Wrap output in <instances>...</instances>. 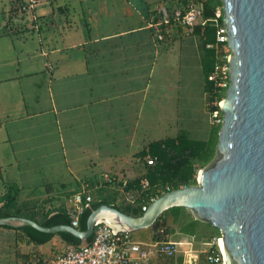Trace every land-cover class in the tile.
<instances>
[{
  "label": "crops",
  "instance_id": "obj_1",
  "mask_svg": "<svg viewBox=\"0 0 264 264\" xmlns=\"http://www.w3.org/2000/svg\"><path fill=\"white\" fill-rule=\"evenodd\" d=\"M26 1L0 0V207L15 190L10 208L42 220L69 209L85 184L112 190L115 181L126 188L141 177L147 160L140 153L158 141L143 137V118L157 110L149 98L153 75L174 67L177 42L190 41L200 63L203 52L198 35L157 38L159 7L180 0H48L35 24L18 14ZM70 150L90 155L100 176L70 169L78 182L71 193L63 182V192L29 193L37 187L30 183L53 182L48 169L69 165ZM13 228L0 225V264H42L70 245L58 234L30 242Z\"/></svg>",
  "mask_w": 264,
  "mask_h": 264
},
{
  "label": "water",
  "instance_id": "obj_2",
  "mask_svg": "<svg viewBox=\"0 0 264 264\" xmlns=\"http://www.w3.org/2000/svg\"><path fill=\"white\" fill-rule=\"evenodd\" d=\"M229 34L230 85L221 104L224 122L214 160L198 184L172 190L153 200L141 216L102 204L87 229L72 225L45 227L21 216L0 218L1 226H31L45 233L69 232L87 244L98 222L135 232L152 228L175 207L217 227L229 264H264V0H223ZM112 212L119 224L101 218Z\"/></svg>",
  "mask_w": 264,
  "mask_h": 264
},
{
  "label": "rangeland",
  "instance_id": "obj_3",
  "mask_svg": "<svg viewBox=\"0 0 264 264\" xmlns=\"http://www.w3.org/2000/svg\"><path fill=\"white\" fill-rule=\"evenodd\" d=\"M151 1L154 0H132V2L136 4L140 3L144 6H147L148 2L151 4ZM222 8L220 7L217 11L220 16L222 15ZM175 47L177 49L174 67H170L168 73L165 71L164 73H158L157 76L153 75V87L150 89L149 98L150 100L157 99L158 102L153 103L154 106H157V110L154 112L155 117L143 118V131L145 134L143 137H148L150 141H155L186 134L193 139H210L213 132L216 131V127L219 124L223 125L224 122L222 110H219V117L215 118V112L211 110V107L212 105L220 106L223 100L218 101L219 94L212 95L208 90L209 82L203 63H200L199 56L191 42H177ZM214 98L215 100L213 101ZM220 118L222 122H219ZM221 129L222 126L220 131ZM68 154L70 156L69 165L62 160L64 163L62 162L63 164L59 167H54L53 173L50 168L48 169L49 172L46 176L54 179H52V183L50 181L35 183L36 185L30 183L32 186L37 187L33 192L31 190L28 192L34 194L36 197H42L48 194L47 190L50 187H55V192L61 191V184L63 182V184L68 186V191L71 193V190L78 186V182H75V178L71 176L70 169L82 170L80 171V177H90L93 171H95L97 176H100V167L94 169L89 165L90 155L83 156L81 151L75 150L68 151ZM203 168H199L198 178ZM143 169L145 170V168ZM55 171H59L60 174H57ZM113 183V187L116 188L112 190L91 187L90 194L93 196V199L96 200L104 194L109 200L115 199L117 205L120 207L138 205L140 194L137 188L127 189L119 181ZM48 186L50 187L48 188ZM11 194L16 196L17 192L13 190ZM162 215V225L159 228L165 227L166 233L161 237L166 236L169 240L183 242V245L180 247L177 257L173 259L155 258L153 264H160L161 262L165 264H182L181 258L184 259L183 264H187L188 255L190 254L198 255L199 258L196 264H215L209 261L208 257L210 254L217 252V247L216 245L212 246L206 243L213 242L214 238L219 235L222 237L221 231L217 227L196 220L188 209L180 210L172 208ZM156 231L152 228L142 229L133 232V235L137 241L151 242ZM157 233H159V230ZM4 241H12V238H6Z\"/></svg>",
  "mask_w": 264,
  "mask_h": 264
},
{
  "label": "built area",
  "instance_id": "obj_4",
  "mask_svg": "<svg viewBox=\"0 0 264 264\" xmlns=\"http://www.w3.org/2000/svg\"><path fill=\"white\" fill-rule=\"evenodd\" d=\"M47 2L48 0H27L17 7L18 14L22 19L31 20L35 24L38 20L36 13L38 7ZM203 13L204 6L199 0H186L179 2L174 7L161 5L159 7L160 20L157 24V38L160 41H166L167 39L173 40L176 34L182 32L194 33L196 26L203 20ZM207 47L214 49L216 54L215 68L212 74L216 92L217 94L227 92L230 85L231 48L226 26L219 27L216 43H210ZM214 112V117H219V110ZM219 122H222L221 118ZM146 160L150 164L155 163L151 155L147 156ZM141 185L143 192L150 191L151 184L147 178L141 180ZM88 187L89 185L85 184L83 190L74 195L73 205L68 209L72 217V226L76 228L80 226V217L85 209L91 207L94 202ZM157 198L152 197V200ZM147 208V205L143 206L144 211ZM165 233L166 228L162 227L158 234L162 236ZM221 238L215 237L213 242L207 243L217 247V252L208 257L209 261L215 264H224L225 261V254L219 241ZM182 245L183 242L158 238L151 242H140L135 239L133 232L118 230L101 220L96 225L93 239L89 243L70 244L61 254L42 264H153L155 258L173 259L177 257ZM190 255L195 256L197 260L199 258L198 255ZM160 264L165 263L161 262Z\"/></svg>",
  "mask_w": 264,
  "mask_h": 264
},
{
  "label": "trees",
  "instance_id": "obj_5",
  "mask_svg": "<svg viewBox=\"0 0 264 264\" xmlns=\"http://www.w3.org/2000/svg\"><path fill=\"white\" fill-rule=\"evenodd\" d=\"M186 0H180L184 2ZM204 6L203 13V23L196 26L193 35H198L202 41V52H203V66L208 80V90L212 95H217L216 86L214 78L212 77L216 54L214 49L207 47L210 43H216L217 41V31L219 27L225 26L224 23V11L222 8V15L218 16V9L223 7V0H199ZM226 91L219 94L218 101H222L226 96ZM215 98L213 99V101ZM211 110H220L221 107L218 105H212ZM222 112V111H221ZM223 114V112H222ZM222 124L216 127V131L213 132L210 139L199 140L193 139L186 134L178 135L176 137H169L166 139L158 140L151 143L146 149H144L140 156L142 160L151 155L154 158V164H150L145 161V170L141 177H139L134 182H131L126 187L137 188L139 192L138 205H127L125 207H120L117 205L116 200H109L104 194L98 199L94 200L91 207L85 209L80 217V226L82 230L87 229V221L94 209H97L102 204L113 205L120 210L133 214L136 216H141L144 214L143 206H149L152 203V197H160L165 193H168L175 189H180L185 186H193L198 184V172L199 168H203L211 163L217 152V146L219 142V131ZM143 161V162H144ZM147 178L150 181L151 189L149 192H143L141 185V180ZM10 195V196H9ZM6 200L8 203L3 207H0V218H6L11 216H21L33 219L45 227H53L56 225L66 224L72 225V217L66 207H59L55 214L50 212L43 215V219L39 220L35 214H25L19 210L13 211L10 207L16 203V196H13L11 192L9 193ZM175 209H186L184 207H175ZM161 215L155 225L152 227L153 230H157L155 233V238L169 240L166 236L161 237L157 232L161 227ZM192 224V223H191ZM9 229H14L12 226H5ZM20 231L29 238L30 242H35L37 244H43L50 241L56 234L55 233H45L37 230L34 227L26 226L19 228ZM66 241L73 245H81L83 241L74 236L69 232L58 233ZM218 237H221L220 235ZM93 237L90 238V241ZM89 241V242H90ZM215 252V251H214ZM181 263L183 264L184 259L181 258Z\"/></svg>",
  "mask_w": 264,
  "mask_h": 264
},
{
  "label": "bare ground",
  "instance_id": "obj_6",
  "mask_svg": "<svg viewBox=\"0 0 264 264\" xmlns=\"http://www.w3.org/2000/svg\"><path fill=\"white\" fill-rule=\"evenodd\" d=\"M101 215H102L101 216L102 219H106V220H108V222L113 223V224H119V218H118L117 214L112 213V212H107V213H103ZM219 241H220V246H221L222 250L224 251L221 239ZM224 254H225V252H224ZM196 260H197V258L195 256L189 255L188 264H193L196 262ZM224 264H229L226 255H225Z\"/></svg>",
  "mask_w": 264,
  "mask_h": 264
}]
</instances>
